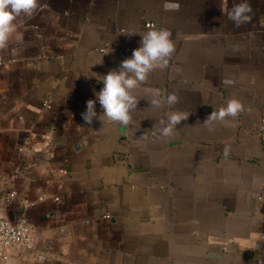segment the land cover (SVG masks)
<instances>
[{
	"label": "crops",
	"instance_id": "obj_1",
	"mask_svg": "<svg viewBox=\"0 0 264 264\" xmlns=\"http://www.w3.org/2000/svg\"><path fill=\"white\" fill-rule=\"evenodd\" d=\"M167 2L179 7L38 0L15 21L0 47V217H24L45 258L0 264H264V0L239 27V0ZM153 28L174 51L132 90L129 124H86L102 77ZM231 99L236 116L204 122ZM174 111L188 116L161 136Z\"/></svg>",
	"mask_w": 264,
	"mask_h": 264
},
{
	"label": "clouds",
	"instance_id": "obj_2",
	"mask_svg": "<svg viewBox=\"0 0 264 264\" xmlns=\"http://www.w3.org/2000/svg\"><path fill=\"white\" fill-rule=\"evenodd\" d=\"M38 5V0H0V47L7 46L12 34L16 31L18 17H30ZM178 4H169L165 0V10L178 8ZM251 6L248 0H239L231 10L228 11V19L239 27L250 20ZM174 51V43L171 39V32L166 28L150 29L141 35L139 47L133 49L131 57L120 62L118 70H110L102 77V88L95 92V100L86 101V111L81 113V117L86 124H91L93 119L101 120L106 117L121 125H128L130 113L136 108L137 100L132 95V90L143 82L147 74L155 67H165ZM222 84L231 85V79H223ZM159 90H153L151 104L160 107ZM102 108V114L97 115L96 103ZM178 102L175 93H169L166 103L174 105ZM242 105L239 100L231 99L225 107L218 111H213L204 121L211 123L216 120H223L226 116L234 117L241 110ZM188 114L174 111L167 117V124L160 129V135L168 137L173 134L174 129L180 122L186 119ZM162 123V122H161ZM228 151L227 146L225 152Z\"/></svg>",
	"mask_w": 264,
	"mask_h": 264
},
{
	"label": "built area",
	"instance_id": "obj_3",
	"mask_svg": "<svg viewBox=\"0 0 264 264\" xmlns=\"http://www.w3.org/2000/svg\"><path fill=\"white\" fill-rule=\"evenodd\" d=\"M153 27L152 23H146ZM260 131L264 134V115L261 118ZM10 196H14L11 194ZM27 252L37 260L45 258L44 252H38L30 233V226L24 217L10 221L0 217V258L6 260L12 252Z\"/></svg>",
	"mask_w": 264,
	"mask_h": 264
}]
</instances>
